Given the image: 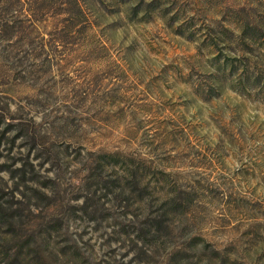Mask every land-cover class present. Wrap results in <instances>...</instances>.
Wrapping results in <instances>:
<instances>
[{
    "label": "rangeland",
    "instance_id": "obj_1",
    "mask_svg": "<svg viewBox=\"0 0 264 264\" xmlns=\"http://www.w3.org/2000/svg\"><path fill=\"white\" fill-rule=\"evenodd\" d=\"M0 264H264V0H0Z\"/></svg>",
    "mask_w": 264,
    "mask_h": 264
}]
</instances>
